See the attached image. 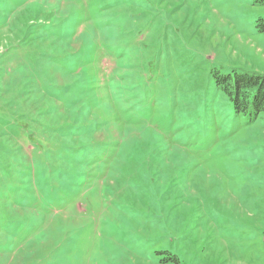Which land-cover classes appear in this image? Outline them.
<instances>
[{
  "label": "rangeland",
  "instance_id": "374dc122",
  "mask_svg": "<svg viewBox=\"0 0 264 264\" xmlns=\"http://www.w3.org/2000/svg\"><path fill=\"white\" fill-rule=\"evenodd\" d=\"M264 0H0V264H264Z\"/></svg>",
  "mask_w": 264,
  "mask_h": 264
},
{
  "label": "trees",
  "instance_id": "16d2710c",
  "mask_svg": "<svg viewBox=\"0 0 264 264\" xmlns=\"http://www.w3.org/2000/svg\"><path fill=\"white\" fill-rule=\"evenodd\" d=\"M264 19H260L263 30ZM217 86L232 100L236 113L256 116L264 111V74L259 73H214Z\"/></svg>",
  "mask_w": 264,
  "mask_h": 264
}]
</instances>
